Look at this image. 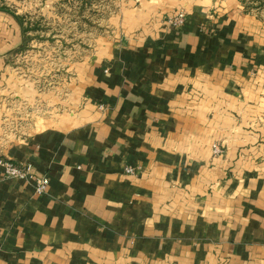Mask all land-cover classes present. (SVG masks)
<instances>
[{"label":"crops","instance_id":"0c3cea01","mask_svg":"<svg viewBox=\"0 0 264 264\" xmlns=\"http://www.w3.org/2000/svg\"><path fill=\"white\" fill-rule=\"evenodd\" d=\"M241 1L109 0L75 103L21 137L0 123V154L50 179L38 194L0 165V264H264V18ZM88 2L0 0V109L56 107L11 61L51 34L37 12Z\"/></svg>","mask_w":264,"mask_h":264},{"label":"rangeland","instance_id":"374dc122","mask_svg":"<svg viewBox=\"0 0 264 264\" xmlns=\"http://www.w3.org/2000/svg\"><path fill=\"white\" fill-rule=\"evenodd\" d=\"M242 1L246 12L264 18V0ZM112 11L113 5L109 0H105L103 3L88 2L84 6L74 4L70 9L61 7L52 15L49 11L37 12L34 15L33 20L37 23L35 26H31L29 23V30L33 31L32 27H36L45 33V36L48 32L51 34L45 40H40L45 42L41 48H39V40L35 39V42H30L28 47L19 50L20 54L14 55L11 61L14 67L12 74L20 86L28 84L34 86L35 89L36 85L38 92L43 94L51 92L59 100V103L55 104V108L52 105L50 108L48 102L42 100L31 105L26 100L22 101L24 107L18 103L9 105L7 103L8 106H2L0 123H3L2 136L4 138L21 137L20 135L26 133V129L32 127L36 122H42L48 111L56 109L55 112L59 114L75 103V92L71 89L70 83L78 79L79 72L71 68L70 64L76 63L81 56L85 57L82 55V50H88L89 57L92 56L91 49L95 43L96 31L99 32L103 29L108 34V31L112 30L108 24ZM32 16H29L31 20ZM54 35L57 36L53 37ZM38 50L41 53H38ZM50 50L54 52L52 55L48 53ZM4 88L6 85L0 87L2 90ZM8 89L16 90L17 86L12 85ZM17 92L22 95H19L20 97H26L22 94V90ZM15 94L17 95V93ZM62 102H67V104L64 106L61 104Z\"/></svg>","mask_w":264,"mask_h":264},{"label":"built area","instance_id":"2783aa9c","mask_svg":"<svg viewBox=\"0 0 264 264\" xmlns=\"http://www.w3.org/2000/svg\"><path fill=\"white\" fill-rule=\"evenodd\" d=\"M185 22V13L183 11H176L170 18L169 23L172 26H182ZM216 152H221L220 146L215 147ZM0 165L4 167L5 177L12 179H20L34 183L35 191L38 194H44L47 192L50 179L48 176H37L33 172V166L31 164H20L14 160L5 157L0 154ZM128 172H134V168L128 167Z\"/></svg>","mask_w":264,"mask_h":264}]
</instances>
